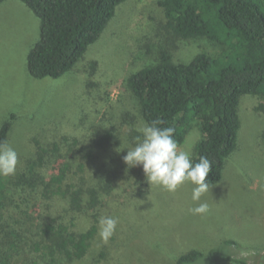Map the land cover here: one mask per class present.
Returning a JSON list of instances; mask_svg holds the SVG:
<instances>
[{
  "label": "trees",
  "instance_id": "16d2710c",
  "mask_svg": "<svg viewBox=\"0 0 264 264\" xmlns=\"http://www.w3.org/2000/svg\"><path fill=\"white\" fill-rule=\"evenodd\" d=\"M21 1L40 19L27 68L42 79L71 71L128 0ZM159 5L164 29L176 40L202 37L226 48L218 56L201 52L186 62L161 50L126 82L144 121L162 120L158 126L173 128L178 144L197 127L201 138L192 159L212 161L211 185L239 148L242 98L264 96V0H159ZM65 123H48L34 138L26 166L0 177V264H79L90 253L99 218L116 217L141 195L136 190L141 179L133 182L109 170L95 180L87 175L95 149L108 146L114 132L96 127L77 133ZM12 125V118L1 125L0 142L9 141ZM207 256L191 249L176 264H201ZM225 260L248 264L244 258Z\"/></svg>",
  "mask_w": 264,
  "mask_h": 264
},
{
  "label": "rangeland",
  "instance_id": "374dc122",
  "mask_svg": "<svg viewBox=\"0 0 264 264\" xmlns=\"http://www.w3.org/2000/svg\"><path fill=\"white\" fill-rule=\"evenodd\" d=\"M165 24L159 0H128L71 71L60 78L39 79L29 73L27 55L39 37L40 19L21 0L1 2L0 127L12 118L7 144L18 153L16 172L34 155V138L54 120L65 121L77 133L96 127L111 130L116 137L95 149L87 175L95 180L109 170L133 182L141 179L136 185L141 195L113 216L118 224L107 243L97 233L89 255L79 264H176L191 249L208 255L201 264H240L226 261L225 256L263 264L264 96L242 98L239 148L227 158L223 177L201 197L210 206L204 216L188 211L196 204L190 182L175 192L151 186L142 165L129 167L124 162L127 149L117 151L120 146H134L140 135L137 129L146 123L128 88V76L155 61L161 50L186 62L201 52L218 56L226 48L202 37L176 40L165 31ZM200 138L194 125L185 141L177 144L193 158Z\"/></svg>",
  "mask_w": 264,
  "mask_h": 264
},
{
  "label": "clouds",
  "instance_id": "9594fccd",
  "mask_svg": "<svg viewBox=\"0 0 264 264\" xmlns=\"http://www.w3.org/2000/svg\"><path fill=\"white\" fill-rule=\"evenodd\" d=\"M162 120L156 119L144 123L137 131L140 133L132 147H121L117 151L127 149L123 156L129 167L142 165L150 185L163 187L169 192H175L185 182L193 185L191 199L195 206L188 211L192 215L204 216L210 211L207 202H201V197L209 191L207 180L212 171V161L207 156H200L198 161L192 159L190 151L180 150L174 139V129L159 127ZM18 153L5 142H0V177H10L16 174ZM118 220L102 215L98 220V234L107 243L114 235ZM247 256L246 252L241 253Z\"/></svg>",
  "mask_w": 264,
  "mask_h": 264
}]
</instances>
